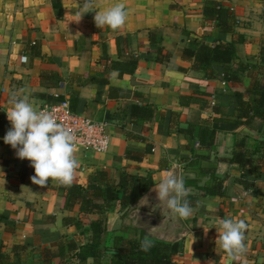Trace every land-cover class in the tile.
I'll use <instances>...</instances> for the list:
<instances>
[{
  "label": "crops",
  "instance_id": "crops-1",
  "mask_svg": "<svg viewBox=\"0 0 264 264\" xmlns=\"http://www.w3.org/2000/svg\"><path fill=\"white\" fill-rule=\"evenodd\" d=\"M82 2L0 0V115L8 130V101L21 89L38 108L67 100L74 113L106 121L110 136L105 153L78 149L80 167L72 184L85 186L98 172L115 184L124 175L149 178L146 192L126 187L135 199L130 206L116 204L107 212L100 264H114L122 241L141 233L175 245L172 264H264V121L236 123L244 119L236 116L232 102L236 91L252 102L257 96L248 89L264 79V0H93V8L80 18ZM212 2L231 11L230 33L204 18V7ZM117 3L125 5V24L117 30L97 28L96 11ZM201 44L232 45L235 59L215 65L213 76L206 78L183 57L185 49L196 51ZM113 62H135L136 69L120 74L111 68ZM230 71L238 73V82L228 80ZM41 72L61 82L42 85ZM100 78L107 79L106 85L92 80ZM146 109L152 116L139 117ZM203 128L215 132L213 145L200 143ZM3 137L0 242L5 252L12 256L14 246H23L22 264H93L85 229L97 215L65 210L56 180L43 188L32 184L30 161L18 159ZM242 151L255 171L228 162ZM197 157L207 158L203 168L216 166L221 196L205 195L209 176L200 175ZM168 170L192 181L185 187L193 215L182 219L184 230L172 241H166L169 233L160 232V223L132 211L147 206L141 199L156 194L154 187ZM223 217L242 219L248 226L247 252L240 260H229L217 241L218 218Z\"/></svg>",
  "mask_w": 264,
  "mask_h": 264
},
{
  "label": "trees",
  "instance_id": "trees-1",
  "mask_svg": "<svg viewBox=\"0 0 264 264\" xmlns=\"http://www.w3.org/2000/svg\"><path fill=\"white\" fill-rule=\"evenodd\" d=\"M203 16L205 19L213 20V23L219 27L222 32L230 33L232 25L230 18L231 11L212 2L207 3L204 7ZM37 53V43L31 46ZM183 57L193 61L194 68L202 70L206 78H211L214 74L215 65L230 64L235 59L234 49L232 45L215 44L209 46L201 44L200 47L194 51L192 49H185ZM262 67L264 68V48L261 50ZM169 58V54L166 55ZM111 68L117 70L120 74H132L136 69L135 62H113ZM264 70V69H263ZM228 80L231 82H238L239 77L236 71L227 73ZM98 85H106L107 79H92ZM40 82L42 85L55 86L61 82V79L53 74L41 72ZM248 91L257 96L252 102H246L242 98V92L236 91L233 96V105L235 114L238 118L244 119L236 120V123L248 122L250 119L259 118L264 121V79L255 81ZM61 99V98H60ZM64 99L57 100L56 102L63 101ZM70 105V104H69ZM207 107V106H206ZM71 108V105H70ZM144 118L152 116V110L146 109L142 115ZM7 132V121L4 115H0V136L5 135ZM200 143L208 146L214 144L215 132L209 131L206 128L201 129ZM201 159L199 171H202L201 176L208 175L209 179L204 185L206 196H221L223 190L221 188V181L216 177V166L203 168L208 165L206 157H197ZM205 162V164H204ZM228 162L237 164L239 167L245 169L249 167V171H255L257 166H251L252 160L242 151L234 152ZM204 164V165H203ZM34 175V169H31L30 177ZM185 186L191 183V180H184ZM131 184L133 188L138 189L140 192H146L152 185L149 178H138L124 175L121 180L115 184L110 181L105 172H98L95 175L89 176L85 186L74 185L64 186L60 185L63 191V208L68 211L78 209L82 214H94L97 218L91 221L89 226L85 229L87 235L86 247L91 254L93 264H100L101 258L106 251L104 246V236L107 231L106 214L116 204L128 207L134 202V197L126 192V187ZM5 222L3 214H0V224ZM64 222H72V219L65 218ZM146 237L141 233L138 237L128 238L122 241L120 252L114 256V264H172V258L175 255V245L149 238L152 241V246L144 251L141 248V240ZM5 246L0 242V264H22V259L19 254L23 250V246H14L12 249V256L7 254L4 250ZM82 261V259H81Z\"/></svg>",
  "mask_w": 264,
  "mask_h": 264
},
{
  "label": "clouds",
  "instance_id": "clouds-1",
  "mask_svg": "<svg viewBox=\"0 0 264 264\" xmlns=\"http://www.w3.org/2000/svg\"><path fill=\"white\" fill-rule=\"evenodd\" d=\"M92 8L93 0H83L80 18ZM126 18L125 5L117 3L106 11H96L94 22L97 28L108 26L117 30L125 24ZM20 59L24 63L28 61L27 56ZM20 93H13L8 101L10 108L6 114L11 127L3 137L4 143L15 150L18 159L30 161L34 169V175L30 177L32 184L47 187L51 179L61 185L71 186L75 172L80 167L76 156L78 149L75 131L59 123L52 112L41 110L30 103L23 89ZM100 145L106 148L107 139H102ZM154 190L158 201L165 203L170 217L187 219L193 215L184 178L174 170L166 171ZM141 200L147 205V196ZM218 225L217 241L229 260L242 259L247 252L244 241L248 226L245 221L223 217L218 218ZM151 246L152 241L147 236L141 240L142 250L147 251Z\"/></svg>",
  "mask_w": 264,
  "mask_h": 264
},
{
  "label": "built area",
  "instance_id": "built-area-1",
  "mask_svg": "<svg viewBox=\"0 0 264 264\" xmlns=\"http://www.w3.org/2000/svg\"><path fill=\"white\" fill-rule=\"evenodd\" d=\"M40 109L52 112L59 123L75 131L77 149L95 154H102L107 151L110 136L106 121H95L88 116L74 113L67 100L50 103L40 107ZM105 138L107 139L106 148L100 145V141Z\"/></svg>",
  "mask_w": 264,
  "mask_h": 264
},
{
  "label": "water",
  "instance_id": "water-1",
  "mask_svg": "<svg viewBox=\"0 0 264 264\" xmlns=\"http://www.w3.org/2000/svg\"><path fill=\"white\" fill-rule=\"evenodd\" d=\"M157 194H150L148 203L145 208H134L132 211H138L146 214L156 222L160 223L162 233H169L166 241H172L177 235L184 230V223L180 218H172L168 215V209L164 202H159ZM144 202V201H143Z\"/></svg>",
  "mask_w": 264,
  "mask_h": 264
}]
</instances>
